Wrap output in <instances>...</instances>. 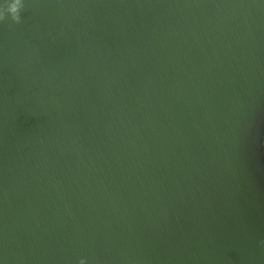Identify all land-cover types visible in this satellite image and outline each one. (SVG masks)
Segmentation results:
<instances>
[{
    "label": "water",
    "instance_id": "1",
    "mask_svg": "<svg viewBox=\"0 0 264 264\" xmlns=\"http://www.w3.org/2000/svg\"><path fill=\"white\" fill-rule=\"evenodd\" d=\"M22 7L0 21V264H264V0Z\"/></svg>",
    "mask_w": 264,
    "mask_h": 264
},
{
    "label": "clouds",
    "instance_id": "2",
    "mask_svg": "<svg viewBox=\"0 0 264 264\" xmlns=\"http://www.w3.org/2000/svg\"><path fill=\"white\" fill-rule=\"evenodd\" d=\"M23 2L24 0H0V21L11 17L12 20L19 24L24 15ZM4 3H8L9 6L4 8L2 6ZM261 245L264 246V241H261ZM79 264H89V261L87 258H81Z\"/></svg>",
    "mask_w": 264,
    "mask_h": 264
}]
</instances>
